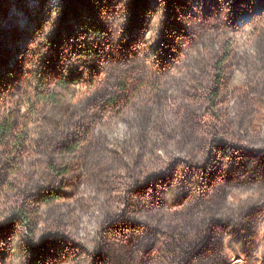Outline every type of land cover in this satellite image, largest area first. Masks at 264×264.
<instances>
[{
  "label": "rangeland",
  "instance_id": "374dc122",
  "mask_svg": "<svg viewBox=\"0 0 264 264\" xmlns=\"http://www.w3.org/2000/svg\"><path fill=\"white\" fill-rule=\"evenodd\" d=\"M5 123L0 264H264V0H0Z\"/></svg>",
  "mask_w": 264,
  "mask_h": 264
},
{
  "label": "trees",
  "instance_id": "16d2710c",
  "mask_svg": "<svg viewBox=\"0 0 264 264\" xmlns=\"http://www.w3.org/2000/svg\"><path fill=\"white\" fill-rule=\"evenodd\" d=\"M226 63V59L222 58L216 64L214 65V80L216 83V90L213 93V96L215 99L219 98V95L221 93V88L223 87V79H224V64ZM212 107L217 108L216 103L212 101ZM14 127L9 124L5 123L0 125V147L2 148H10L8 153H15V152H22L25 148V143H21L20 145H14L16 143L14 135H13ZM14 139V143L11 144V140ZM62 154H73L76 149L71 147H66L63 149ZM60 177H63L65 174L59 173ZM61 199V195L52 192L44 195L41 199V204L43 206L54 204L55 202H58Z\"/></svg>",
  "mask_w": 264,
  "mask_h": 264
}]
</instances>
